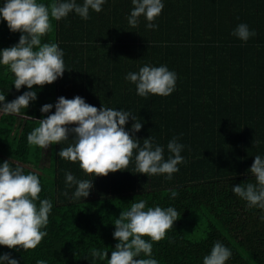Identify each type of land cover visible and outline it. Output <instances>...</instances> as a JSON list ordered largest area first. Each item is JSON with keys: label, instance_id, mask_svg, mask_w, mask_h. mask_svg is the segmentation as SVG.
<instances>
[{"label": "trees", "instance_id": "16d2710c", "mask_svg": "<svg viewBox=\"0 0 264 264\" xmlns=\"http://www.w3.org/2000/svg\"><path fill=\"white\" fill-rule=\"evenodd\" d=\"M164 3L154 21L158 29L146 28L143 17L135 28L128 24L131 0H107L101 12H90L88 20L74 12L53 20V30L44 40L64 49L68 70L51 84L34 86L38 99L23 110L32 118L0 114V162L12 158L25 172L39 174V195L51 198L54 205L48 235L27 251L0 245V254L11 252L20 264H36L38 259L48 264H91V251L106 248L110 258L118 242L113 222L134 199H145L149 206L175 205L180 212L166 237L153 244L159 264H203L217 240L232 249L227 264H264L261 210L247 207L231 191L233 184L254 182L248 170L255 155H264V0ZM242 22L257 33L247 42L232 35ZM19 37L6 21L0 23V49L16 44ZM145 63L166 64L177 72L172 94H136L125 76ZM13 80L0 67V90L8 101L27 90L24 86L17 91ZM76 95L98 108L104 103L133 112L143 122L136 134L141 144L152 135L165 146V158L167 143L178 137L185 145L186 163L171 180L166 174L136 173L134 159L127 170L95 178L79 162L57 155L68 142L51 145L47 153L29 145L27 134L48 115L41 107L60 96ZM66 170L80 179H94L87 198H70L74 188L65 186ZM169 189L179 195L173 199Z\"/></svg>", "mask_w": 264, "mask_h": 264}, {"label": "clouds", "instance_id": "9594fccd", "mask_svg": "<svg viewBox=\"0 0 264 264\" xmlns=\"http://www.w3.org/2000/svg\"><path fill=\"white\" fill-rule=\"evenodd\" d=\"M131 2L134 7L127 17L128 24L135 28L143 17L148 21L146 28L158 29L154 21L165 7L164 0ZM106 3L107 0H0V23L6 21L10 31L20 33L16 44L0 49V67L13 75L17 91L27 86L26 91L11 101L0 90V114L31 117L23 110L38 99L34 86L51 84L68 70L64 49L57 42L44 40L53 30V20L60 21L73 12L88 20L91 11L101 12ZM232 35L247 42L257 33L242 22L232 30ZM125 79L135 85L136 94L141 97L168 96L176 89L178 74L166 64L145 63L138 71H129ZM40 110L48 115L38 119V126L27 134L29 145L48 149L51 145L68 142L57 155L79 162L80 168L94 174L95 178L127 170L134 159L136 173L149 177L166 174L165 178L171 180L173 174L180 171L179 165L186 163L182 155L185 145L176 136L166 145L167 158L165 146L152 135L141 144L136 134L142 130L143 122L130 110L108 107L104 103L98 108L80 95L71 99L60 96L54 104L46 103ZM129 121H133L131 127L127 126ZM249 171L254 182L233 184L231 191L244 200L247 207L260 209V220L264 222V155H255ZM65 186L74 188L72 200L85 199L94 188V179H80L66 170ZM169 191L173 199L179 195L176 189ZM41 192L38 173L25 172L20 164L12 163V158L0 162V245L27 251L35 249L48 235L47 225L54 205L51 198H41ZM179 218L175 205L149 206L145 199H134L113 222V237L118 242L110 258L106 248H96L90 253L91 264L105 260L107 264H159L153 254V244L165 238ZM232 256V249L217 240L203 257V264H227ZM0 264H20V260L6 251L0 254ZM36 264H48V261L38 259Z\"/></svg>", "mask_w": 264, "mask_h": 264}, {"label": "rangeland", "instance_id": "374dc122", "mask_svg": "<svg viewBox=\"0 0 264 264\" xmlns=\"http://www.w3.org/2000/svg\"><path fill=\"white\" fill-rule=\"evenodd\" d=\"M46 150V153H47V149H45ZM48 160V159H47Z\"/></svg>", "mask_w": 264, "mask_h": 264}]
</instances>
